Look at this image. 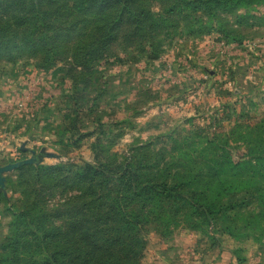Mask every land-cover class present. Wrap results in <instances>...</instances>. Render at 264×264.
Returning a JSON list of instances; mask_svg holds the SVG:
<instances>
[{"label": "trees", "instance_id": "trees-1", "mask_svg": "<svg viewBox=\"0 0 264 264\" xmlns=\"http://www.w3.org/2000/svg\"><path fill=\"white\" fill-rule=\"evenodd\" d=\"M258 6L264 0H0V58L26 56L45 69L62 63L71 82L62 91L59 141L90 142L94 154L93 161L22 167L0 264H142L144 231L155 224L167 236L181 222L210 228L211 238L226 225L236 240L242 230L263 229L264 117L138 138L119 151L124 134L115 130L126 121L97 113L104 91L94 82L102 63L125 62L116 45L136 47L135 60L152 63L169 34L217 31L242 42L243 26L264 22L251 11ZM232 254L245 260L238 248Z\"/></svg>", "mask_w": 264, "mask_h": 264}, {"label": "rangeland", "instance_id": "rangeland-1", "mask_svg": "<svg viewBox=\"0 0 264 264\" xmlns=\"http://www.w3.org/2000/svg\"><path fill=\"white\" fill-rule=\"evenodd\" d=\"M251 11L262 15L264 6ZM241 31L242 42L223 40L217 31L169 34L165 52L152 63L136 61V47L116 45L115 53L125 62L110 58L98 66L94 81L104 91L97 113L105 122L126 121L115 130L124 134L116 149L127 150L138 138L210 123L212 132L228 129L240 116L251 124L264 117V22ZM61 67L39 68L26 56L0 58V168L34 159L4 171L0 179V199L5 197L0 200V241L9 232L12 202L19 196L12 189L18 188L22 167L94 160L90 142L69 147L59 141L66 110L62 91L71 82ZM245 150H235V156ZM225 226L211 232V238L210 228L194 230L183 222L169 236L156 233L152 225L153 230L144 231L148 247L142 264H264V227L242 230L236 240L223 232ZM235 248L245 258L241 263L233 257Z\"/></svg>", "mask_w": 264, "mask_h": 264}, {"label": "water", "instance_id": "water-1", "mask_svg": "<svg viewBox=\"0 0 264 264\" xmlns=\"http://www.w3.org/2000/svg\"><path fill=\"white\" fill-rule=\"evenodd\" d=\"M32 161H34V159L28 160V161H24V162H20V163H16V164H11V165H8V166H5V167L0 168V179H3V172L4 171L13 169V168H15L17 166H20L22 164H25V163H28V162H32Z\"/></svg>", "mask_w": 264, "mask_h": 264}]
</instances>
